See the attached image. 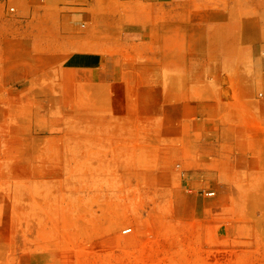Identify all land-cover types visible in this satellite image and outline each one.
Segmentation results:
<instances>
[{
	"label": "rangeland",
	"instance_id": "1",
	"mask_svg": "<svg viewBox=\"0 0 264 264\" xmlns=\"http://www.w3.org/2000/svg\"><path fill=\"white\" fill-rule=\"evenodd\" d=\"M53 1L0 0V264H264V0H218L250 8L248 70L234 87L213 75L191 110L179 8L60 0L89 13L77 23ZM74 52L100 72L67 65ZM111 65L124 82L154 71L137 115L93 84Z\"/></svg>",
	"mask_w": 264,
	"mask_h": 264
},
{
	"label": "crops",
	"instance_id": "2",
	"mask_svg": "<svg viewBox=\"0 0 264 264\" xmlns=\"http://www.w3.org/2000/svg\"><path fill=\"white\" fill-rule=\"evenodd\" d=\"M137 5L148 10L157 7H176L179 8V11L181 10L182 109L187 107V110H191L198 104L194 98L196 92L202 89H211L213 84L216 83L212 78L213 75H224L226 83L234 87L242 78V74L248 70L236 54L239 49L244 51V43L248 44L250 42V8L247 4L218 0H137ZM47 6L65 8V15L72 22L87 23L90 21L88 12L69 7L60 0H55ZM260 12L259 17L264 18V8ZM145 19L150 18L137 15V21L130 24L137 27V31L131 33L130 39L132 41L137 43L142 41V38H139L141 33L139 27L147 25ZM101 58L102 56L97 53L74 52L67 56L66 64L72 67H81L82 70L90 68L89 70L95 73L101 70ZM153 72L150 68L144 69L136 65L133 72L136 75L134 81L124 82L119 78L124 73L123 69L111 65L106 68L101 79L92 81H94L93 84L97 86L96 89L98 90H104L109 85V89L115 97V99L114 97L111 98V100L113 99L111 105L115 116H130L129 111L131 110H134L133 115H137L140 107L141 91L143 89L153 91L154 89L151 83H143L141 75ZM109 74L114 77L112 83L108 81ZM88 84L90 85V82ZM27 86H34V83H28ZM31 88H21V93L18 92L15 95L18 102L25 99L26 89ZM18 90L20 91V88ZM7 98L9 99L10 95L7 94ZM18 167L25 169V162L18 161ZM9 231L10 229L0 228V252L10 244Z\"/></svg>",
	"mask_w": 264,
	"mask_h": 264
},
{
	"label": "built area",
	"instance_id": "3",
	"mask_svg": "<svg viewBox=\"0 0 264 264\" xmlns=\"http://www.w3.org/2000/svg\"><path fill=\"white\" fill-rule=\"evenodd\" d=\"M131 231V229H128L127 231H126V233H128V232H130Z\"/></svg>",
	"mask_w": 264,
	"mask_h": 264
},
{
	"label": "bare ground",
	"instance_id": "4",
	"mask_svg": "<svg viewBox=\"0 0 264 264\" xmlns=\"http://www.w3.org/2000/svg\"><path fill=\"white\" fill-rule=\"evenodd\" d=\"M264 63V62H263Z\"/></svg>",
	"mask_w": 264,
	"mask_h": 264
}]
</instances>
